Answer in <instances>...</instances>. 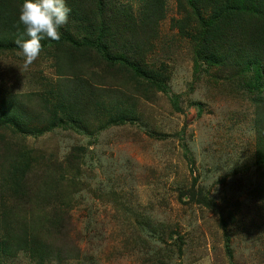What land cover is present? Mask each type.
<instances>
[{
	"label": "rangeland",
	"instance_id": "rangeland-1",
	"mask_svg": "<svg viewBox=\"0 0 264 264\" xmlns=\"http://www.w3.org/2000/svg\"><path fill=\"white\" fill-rule=\"evenodd\" d=\"M115 1L133 16L144 4ZM177 5L109 43L132 73L64 53L88 38L71 22L28 70L17 46L0 51V105L24 123H0V222L27 233L0 264H264L257 72L240 47L226 65L200 60L172 24L191 6ZM134 67L165 90L133 81Z\"/></svg>",
	"mask_w": 264,
	"mask_h": 264
},
{
	"label": "trees",
	"instance_id": "trees-1",
	"mask_svg": "<svg viewBox=\"0 0 264 264\" xmlns=\"http://www.w3.org/2000/svg\"><path fill=\"white\" fill-rule=\"evenodd\" d=\"M177 1V8L182 12L184 5L191 7L184 8L183 16L174 19L172 24L180 35H186L194 41L195 52L200 60L208 65H226L224 55L228 51H238L240 47L243 54L241 63L253 66L257 72L259 83L256 81L255 87L258 92L255 98L253 95L252 102L256 110V168L262 179L264 178V0ZM22 2L23 0H0V51L4 50L3 47L16 46L15 40L24 36V26L18 19ZM65 2L71 9L68 22H71L74 28L81 26L89 38H77L79 41L77 44L68 41L67 47L64 45V53L75 58L88 56L89 53L96 57L111 56L109 43L120 32L126 29L136 32L138 28L146 30L148 24H156L164 10V0H144L142 10L134 16L121 8L120 3L115 0H65ZM203 9L207 11L206 15L202 14ZM66 32V37H69V31ZM111 59L107 63L104 62L107 67H114L118 73H122L120 75H124L123 72L132 73L133 64L128 67L123 64L122 58L116 61L117 59L111 56ZM134 70L137 76L131 75L133 81L140 83V77L148 78V88L165 90L157 71L149 69L146 72L137 67H134ZM9 106L10 104L0 105V123L19 124L23 127V119ZM60 110L64 111V106H61ZM259 182L261 190L262 182L261 180ZM5 212L1 214L5 215ZM15 221L16 219L13 222ZM13 222L8 221L9 224L6 225L0 222V228L4 229L0 248L3 247L4 251L9 250L10 246L14 249L27 244V233L24 229L18 234L11 233Z\"/></svg>",
	"mask_w": 264,
	"mask_h": 264
},
{
	"label": "clouds",
	"instance_id": "clouds-1",
	"mask_svg": "<svg viewBox=\"0 0 264 264\" xmlns=\"http://www.w3.org/2000/svg\"><path fill=\"white\" fill-rule=\"evenodd\" d=\"M70 12L65 0H23L18 19L28 39H17L14 43L24 70L39 58L43 40H60V29L68 23Z\"/></svg>",
	"mask_w": 264,
	"mask_h": 264
}]
</instances>
